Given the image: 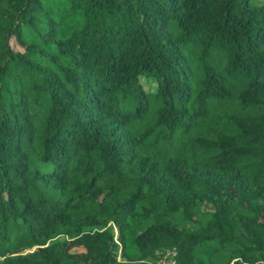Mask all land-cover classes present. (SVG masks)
<instances>
[{
  "label": "trees",
  "instance_id": "obj_1",
  "mask_svg": "<svg viewBox=\"0 0 264 264\" xmlns=\"http://www.w3.org/2000/svg\"><path fill=\"white\" fill-rule=\"evenodd\" d=\"M163 248L264 264V0H0V264Z\"/></svg>",
  "mask_w": 264,
  "mask_h": 264
},
{
  "label": "rangeland",
  "instance_id": "obj_2",
  "mask_svg": "<svg viewBox=\"0 0 264 264\" xmlns=\"http://www.w3.org/2000/svg\"><path fill=\"white\" fill-rule=\"evenodd\" d=\"M256 2H259L261 0H254ZM143 86L148 89V90H152L155 87V80L153 78H146V77H141L140 78ZM73 251H81V247H73L72 249ZM156 262L159 264H166L168 261L172 260L173 258V253L171 250L167 251V250H163V251H159L156 253Z\"/></svg>",
  "mask_w": 264,
  "mask_h": 264
},
{
  "label": "built area",
  "instance_id": "obj_3",
  "mask_svg": "<svg viewBox=\"0 0 264 264\" xmlns=\"http://www.w3.org/2000/svg\"><path fill=\"white\" fill-rule=\"evenodd\" d=\"M163 250H167V251L171 250L172 251L173 258H172V260L168 261L166 264H174V262H175V260H174L175 250L174 249H169V248H163V249L157 250L156 253L159 252V251H163Z\"/></svg>",
  "mask_w": 264,
  "mask_h": 264
}]
</instances>
